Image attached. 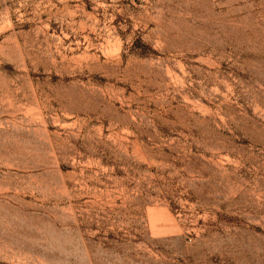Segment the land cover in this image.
I'll return each instance as SVG.
<instances>
[{
	"label": "rangeland",
	"instance_id": "1",
	"mask_svg": "<svg viewBox=\"0 0 264 264\" xmlns=\"http://www.w3.org/2000/svg\"><path fill=\"white\" fill-rule=\"evenodd\" d=\"M0 264H264V0H0Z\"/></svg>",
	"mask_w": 264,
	"mask_h": 264
}]
</instances>
